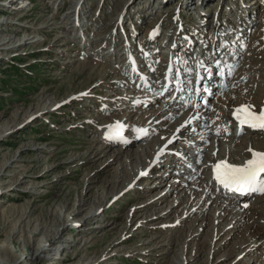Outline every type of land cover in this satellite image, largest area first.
I'll return each mask as SVG.
<instances>
[{
  "label": "rangeland",
  "instance_id": "374dc122",
  "mask_svg": "<svg viewBox=\"0 0 264 264\" xmlns=\"http://www.w3.org/2000/svg\"><path fill=\"white\" fill-rule=\"evenodd\" d=\"M253 1L0 0V264H264V217L256 212L262 209L253 202L236 222L238 205L224 210L220 201L205 198L206 190L196 180L189 183L192 168V173L198 171L192 164L198 150L195 136L189 139V164L171 161L170 150L163 163L169 170L156 166L140 180L138 171L147 169L155 147L164 141L158 131L120 144L122 151L114 159L117 152L109 153L118 141L99 154L105 145L101 129L110 118L133 125L161 112L157 103L139 110L131 99L119 98L122 90L113 70L123 64L121 54L142 48L150 62L154 52L159 62L166 53L181 56L170 50L181 28L203 38L197 52L219 33L237 30L241 36L242 22L253 23L237 71H248L250 79L243 86L252 89L259 103L264 91V6ZM75 5L84 13L69 20ZM228 6L235 9L227 16ZM230 37L226 51L237 48L238 38ZM118 47L121 54H110ZM256 81L260 83L253 88ZM83 91L86 96L70 102ZM45 102H52L51 109H42ZM177 137L184 148L185 137ZM222 140L220 158L246 157L241 156L244 142ZM167 144L174 150V143ZM191 201H198L197 207L187 213Z\"/></svg>",
  "mask_w": 264,
  "mask_h": 264
},
{
  "label": "bare ground",
  "instance_id": "6f19581e",
  "mask_svg": "<svg viewBox=\"0 0 264 264\" xmlns=\"http://www.w3.org/2000/svg\"><path fill=\"white\" fill-rule=\"evenodd\" d=\"M214 1L217 2V0H214ZM255 2H256L257 6H261V5L264 6V0H254L253 1L254 5H255ZM218 3H219V1H218ZM73 9L74 10H72L71 12L68 13V15H70L69 20L72 19V15H77L79 17L78 14H81V12L84 13L83 8H81L82 9V11H81L80 9H78V7L76 5L73 7ZM238 11L241 12L242 10H238ZM250 11H254L252 7H251ZM77 12H78V14H77ZM263 12H264V8H263ZM225 14L228 16L229 14H231V12H229L227 10V12ZM241 18H240V23L243 20V17H241ZM261 18H264V13L261 15ZM200 19H203V18L200 17ZM219 20L222 21L221 18L218 19V22H219ZM74 22H75V20H74ZM252 24L253 23H251V22L249 24L248 23L245 24L244 22H242L241 28H242L243 32H242L241 36L238 37V40H237V42L239 41V44L237 47L238 58L244 54L243 42L247 38V32L250 30V27ZM72 26L73 25H71L70 27L72 28ZM215 32H216V26L214 25L212 33H215ZM229 32H230V35L234 34L235 36H237L239 34V32L237 30H231ZM179 33H180L179 39L170 45L171 46L170 50H172V51H176L180 47L183 48L186 44L187 35L183 36L182 30H180ZM113 36H115V35H112L111 37H113ZM192 36L193 37H192L191 43L192 44L196 43L195 46L198 45L200 40H203V38L197 34L192 35ZM199 38H200V40H199ZM262 38L264 39V28H263ZM85 40L88 41L87 38ZM218 40H219V38H218ZM108 42L109 41H107V44H108ZM211 42H213V41H211ZM211 42H208V44L205 45L206 48L203 49V51H204L203 53H200L199 51L197 53L196 52H189L190 51L189 48H186L185 51L187 52L186 53L187 57L181 58L182 62H187L188 64L195 65V71H197L198 65H199L200 73L202 74V75L200 74L201 78H202L201 84L204 83V81H205V84H204L205 90H202L203 88H201V92L204 91L205 94H203V95H207L209 97V102H208L207 106H205V107L202 106L200 103L195 105V100L192 99V97H194V94L197 93V90H195V82L196 81L192 80V77L189 78L187 85L186 84L184 85V83H183L184 87L182 89L184 92L180 93L181 96H179V93H176V95L173 94V96L168 94V91H170V90H169V87H166L165 72L162 71V68L165 69V71H166V69L170 66V62H169L170 53L165 54V55H168V57L162 58L165 60L164 62H159L156 59L157 57L159 58V56H157V54H155V52H154L151 55L152 60L150 62V61H147V59L145 58V56H146L145 53L147 52V50H145V49H142V48L140 50L136 49L137 50L136 52H138V53H136L135 56L133 55L130 58L126 52H123L121 54L122 48L121 49L119 47L114 48L112 50V53H110V54H116V55L118 54L119 55V53H120L123 56L122 57L123 64L120 65L119 67H117L119 69L114 68V70H113L114 73H116L115 79L118 82L117 87L120 90H122L120 93H118V94H120L119 98L121 100L122 99L123 100L124 99H126V100L131 99V101H133V106H134V107L133 106L132 107L135 109H139V110H141V107H143V108L149 107L150 108L152 106H155L157 103V107L159 108V111H161V112L159 114L156 113L153 116H148L147 118L142 117V118H140L139 121H137V122L135 121L133 123V125H130L129 122L127 123L126 121L122 120V118H119V119L110 118V120L107 121L105 127L103 129H101V135L103 136L102 139H103V143L105 145L100 148L99 154L101 156V154L106 153L108 151V149L110 148V144H113V143L117 144V141H118L117 147L112 148L110 150V153H109V154H111L112 151L117 152L115 156L114 155L111 156V159H114L118 156V153H120L122 151V149L119 147L120 144L128 145L127 143L129 141H131L132 139H133V141L140 140V137L138 135L139 132L137 131V129L148 130V133H154L155 131H158L157 132L158 134H162V136L165 137L164 141L159 146H156L155 150H154L153 158H156V163L161 162V163L157 164V165H160V164H163L168 158H170V153H173V146L167 144V142L169 143V141H172L171 143H175V141H173V138L177 137V136H183V137H185L186 140H188L191 136H187L186 134H188V133L193 134L194 133V132L190 131V129H195V128L200 127L199 132H203V137H201L200 134L195 137V139L197 141L196 143H198L197 144L198 150L196 151L195 159L192 163L198 169L199 172L196 171V172L192 173V171H193V168H192L191 174H190L191 178H190L189 183H191V181L196 180V182H197L196 185H198L199 188H201L200 186H202L203 189L206 190V197L205 198H211L214 201H217V200L220 201L222 206L223 205L225 206L224 210H225V208L227 209L229 205H233L232 207L238 205L239 207L237 208V213L239 214V217H237L238 220H236V222H238L239 219L240 220L243 219L245 216L246 210L242 206V203H244V202H249V206L252 205L251 203L254 202L255 207L262 209V210H257L256 212H260V215L262 217H264V202L261 199L262 198L261 196H264V194L263 195L257 194L255 197L249 196V195L243 197L240 194H237L236 192L225 189L222 185H220L215 180V173H214V169H213L214 164L212 165V163H211L212 161L214 163H216L217 161L224 160V158L226 157V156H223L220 158L221 150H222L221 146L223 145L222 139L228 140L229 144H231V142H233V141H234V143L237 141L244 142L246 145L241 147V156H246V158H248V159H250L251 155H252L251 152L249 151V149H252V150L258 151V152H264V134H261V135L250 134L249 135L250 132L260 131V130H253V129L244 130L243 127L238 125V123L236 122V120L233 116V111H234L235 106L241 105V104H246V105L252 106L256 112H260L261 111V105L264 103V91H263V89H261L262 92H259V95H261L263 97H262L261 101L258 103L259 100H258L257 96L254 98V95L251 94L252 89L245 90L246 86H243L244 80L246 78L247 79L249 78V77H246L248 75V71H244V73H245V75H244L242 70L237 71V69L234 68L231 72H226V77L228 79H226V83H224V87H225L224 92L221 93V91L219 90V87H218L219 84L217 86L215 85V83L217 81L219 83L221 82V81H219V77H218L219 74H217L216 68H214V69L209 68L210 62L211 63H212V61L215 62V65H217V63L219 62L217 56L215 57L212 54H209V49H210L209 45H211ZM221 43L222 42H217L216 46L221 44ZM195 46H194V49H195ZM244 46H247V39H246V43L244 44ZM222 47H225L224 43L222 44ZM262 47L264 48V45ZM260 49H262V48H260ZM198 50H200V49H198ZM159 51L162 52L161 47H160ZM101 52H103V50H101ZM106 53L109 54V52H106ZM94 55H96V53H94ZM141 56H144V59H139ZM90 61H92L94 63V60L92 58H90ZM133 61H134V63H133ZM137 61L140 64L141 70L144 69V72H146L148 74L151 73L150 80L147 81L145 79V78H147L148 75H144V73L139 74L137 71H135V69L131 68V66L133 64H136ZM244 64H245V62H243L242 65H244ZM132 70H133V72H132ZM186 71H187V69H186ZM197 72H195V74ZM257 78H258V76H257ZM215 80H217V81H215ZM133 81H134V83H132ZM160 82H163V83H162V86H160V88H159ZM254 83H255V85H254ZM258 83H260V81L253 82L252 83L253 88L255 86L257 87ZM193 87H194V89H193ZM118 88L115 91H113V93L116 92L118 90ZM247 88H249V85L247 86ZM163 91L165 92V94L163 93ZM151 93H154V95H151ZM86 94H87L86 91L79 92L76 96L70 98L69 100H70V102L74 101L80 97L86 96ZM155 100H156V102H155ZM150 103H152V104H150ZM187 103L189 104L188 106H186ZM147 104H149V105H147ZM52 106H53L52 102H49V104L45 102L42 109L48 110V109H51ZM137 107H139V108H137ZM148 114H149V112H148ZM201 116H206L205 120H202ZM175 118H176V121H174ZM171 119H172V121H171ZM169 123H171L170 128L167 130V132H164V130H162V129L164 127H166L167 124L169 125ZM118 125L122 126V127H118ZM179 127H181V130L179 131L180 134H174L175 129H177ZM114 128H118V129L126 132L127 133L126 135H128V137H129V141L123 142L122 139H112V140L108 139V136L110 135V131ZM236 131H239V132L236 133ZM240 133H246V134H243V137L238 138V139L233 138L234 135H238ZM178 140H179V138H178ZM207 140L211 141V143H209V145H207V143H206ZM190 144L191 143H189V141H188V143L183 144V147L184 148L187 147L189 150V148H191ZM165 146H167V147H165ZM184 148H181V149H184ZM216 148H217V151L215 152ZM170 150H172V151L170 153H168V151H170ZM123 152H126V154H129L130 152H131V154L133 153V151H129V152L123 151ZM126 156H128V155H126ZM167 156H169V157L165 158ZM176 156H178V157H174L175 158L174 160H176L178 163L181 164V163L186 161V164H189V161L187 160L188 158L186 159L185 156L180 155V154H178ZM163 159H164V161H163ZM233 159L236 162V164H242L245 162L242 160L241 161L242 163H241L238 160H235V158H233ZM140 161H142L141 158H140ZM151 162L152 161H150L149 164ZM175 165H177V164H175ZM174 171L176 173L179 170H174ZM138 172L139 173L144 172V175H145L146 173L149 172L148 167H147V169H146V167H143ZM150 172H151V170H150ZM184 172H186V170ZM170 176H172L171 173H170ZM177 176H179V175L177 174ZM178 181L182 183L185 180L180 179ZM174 190H175V188H174ZM215 192L218 195L212 196L211 193H215ZM194 193H196V192H194ZM197 202H195V203H193V201L190 202L189 208L187 209V213H188V210H190V209L191 210L196 209L197 206L195 207V205L197 204ZM234 202H237V204H235ZM99 205H101V203ZM203 213H205V212H203ZM203 213H202V216L204 215ZM189 214H187V215H189ZM249 219H251V217H249ZM255 224L258 227V231H260L262 229V225L259 222L255 223ZM252 226H254V225H252ZM67 229L68 228H66L65 230H67ZM61 232L62 233L59 237H63L64 232L63 231H61ZM262 237L263 236L260 235V238H262ZM48 240H49L48 243L45 245L46 247H48L53 241L52 238H50ZM45 249H47V248H45Z\"/></svg>",
  "mask_w": 264,
  "mask_h": 264
},
{
  "label": "snow or ice",
  "instance_id": "6c2138e0",
  "mask_svg": "<svg viewBox=\"0 0 264 264\" xmlns=\"http://www.w3.org/2000/svg\"><path fill=\"white\" fill-rule=\"evenodd\" d=\"M236 112V118L240 121L241 126L246 124L251 128L264 129V109L257 113L252 106L243 105ZM118 127L122 126L118 125ZM137 131L147 134L146 130L143 129H137ZM116 138L117 136L112 134L108 136L110 140ZM171 142L169 141V143ZM249 151L252 154L251 158L242 164H232L226 160L218 162L214 166L215 180L225 189L233 192L264 194V152L252 149H249Z\"/></svg>",
  "mask_w": 264,
  "mask_h": 264
},
{
  "label": "trees",
  "instance_id": "16d2710c",
  "mask_svg": "<svg viewBox=\"0 0 264 264\" xmlns=\"http://www.w3.org/2000/svg\"><path fill=\"white\" fill-rule=\"evenodd\" d=\"M11 66H12V65H11ZM6 76H7V77H6L7 79L11 80L12 77H13L12 71H10L9 69L6 70ZM5 80H6V79H2V82L4 83ZM2 82H1V83H2Z\"/></svg>",
  "mask_w": 264,
  "mask_h": 264
}]
</instances>
